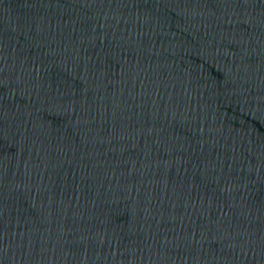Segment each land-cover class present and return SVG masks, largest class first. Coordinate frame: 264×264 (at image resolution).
<instances>
[{
    "label": "water",
    "instance_id": "water-1",
    "mask_svg": "<svg viewBox=\"0 0 264 264\" xmlns=\"http://www.w3.org/2000/svg\"><path fill=\"white\" fill-rule=\"evenodd\" d=\"M0 264H264V0H0Z\"/></svg>",
    "mask_w": 264,
    "mask_h": 264
}]
</instances>
